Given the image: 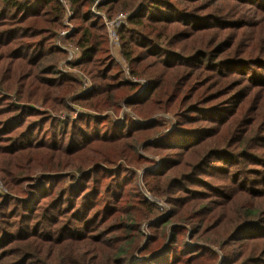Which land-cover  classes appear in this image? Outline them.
Here are the masks:
<instances>
[{
  "label": "trees",
  "instance_id": "trees-1",
  "mask_svg": "<svg viewBox=\"0 0 264 264\" xmlns=\"http://www.w3.org/2000/svg\"><path fill=\"white\" fill-rule=\"evenodd\" d=\"M93 1L83 92L62 3L0 0V264H264V0Z\"/></svg>",
  "mask_w": 264,
  "mask_h": 264
},
{
  "label": "built area",
  "instance_id": "built-area-1",
  "mask_svg": "<svg viewBox=\"0 0 264 264\" xmlns=\"http://www.w3.org/2000/svg\"><path fill=\"white\" fill-rule=\"evenodd\" d=\"M62 3L63 9H64V17H63V24H64V28L63 30L60 31L59 36L60 38H63L64 40L67 39V37L71 34L72 30H73V26L70 24V17L72 16L73 12H72V7H71V3L70 0H59ZM104 0H94L92 7H91V12L94 16H98L103 18V15L98 11V5H100ZM125 16V14H120L118 15V18H123ZM105 25H106V29L108 31V37H109V43L110 46L113 44L114 42V38H115V34L113 29L111 28V22H107L105 21ZM57 46L64 50L65 52H73L74 53V60L78 59L80 57V51L78 48L72 46V44H60L58 42ZM111 49H113L116 52V47L111 46ZM78 75L80 76L81 82H82V89L89 91L92 87V85L90 84V81L87 77H85L83 74L77 72ZM136 80V79H135ZM134 79H132V81H135ZM88 88V89H86ZM3 191L2 185L0 184V192Z\"/></svg>",
  "mask_w": 264,
  "mask_h": 264
},
{
  "label": "rangeland",
  "instance_id": "rangeland-1",
  "mask_svg": "<svg viewBox=\"0 0 264 264\" xmlns=\"http://www.w3.org/2000/svg\"><path fill=\"white\" fill-rule=\"evenodd\" d=\"M70 24L72 25L71 22H70ZM60 30H61V29H60ZM62 30H63V29H62ZM58 42H59L61 45H62V44H71L69 41H66V40H64L63 38H60V37L56 40V45L58 44ZM109 48H110V47H109ZM110 54H111L112 58H113L116 62H119V57H118V55H117V52H115L113 49L110 48ZM70 61H74V53H73V52H68L66 58L64 59V61H61V62L58 63V69L61 70L62 72L73 73V74H74V73H77L76 70H74V69H70L69 67L66 66V63H68V62H70ZM135 81H136V80H135ZM90 84H91V83H90ZM86 89H88V88H86ZM82 91L84 92L85 90L83 89ZM122 109L127 110L124 106H122ZM78 110H79V109H78ZM110 115L113 117L112 114H110ZM119 116H121V112H120ZM61 117H63V116H61ZM74 117H75V115H72V118H74ZM116 118H118V117H116Z\"/></svg>",
  "mask_w": 264,
  "mask_h": 264
}]
</instances>
